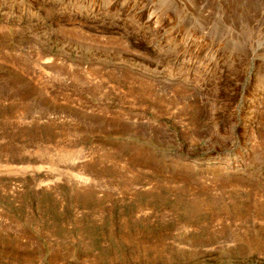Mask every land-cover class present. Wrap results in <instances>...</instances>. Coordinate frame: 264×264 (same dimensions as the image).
I'll return each mask as SVG.
<instances>
[{
	"label": "rangeland",
	"instance_id": "1",
	"mask_svg": "<svg viewBox=\"0 0 264 264\" xmlns=\"http://www.w3.org/2000/svg\"><path fill=\"white\" fill-rule=\"evenodd\" d=\"M0 264H264V0H0Z\"/></svg>",
	"mask_w": 264,
	"mask_h": 264
},
{
	"label": "bare ground",
	"instance_id": "2",
	"mask_svg": "<svg viewBox=\"0 0 264 264\" xmlns=\"http://www.w3.org/2000/svg\"><path fill=\"white\" fill-rule=\"evenodd\" d=\"M46 64V63H45ZM218 158V157H217ZM217 160H219V159H215L214 161H213V163H216V162H219V161H217ZM211 165V164H210ZM85 175V174H84ZM82 180H83V178H82Z\"/></svg>",
	"mask_w": 264,
	"mask_h": 264
}]
</instances>
